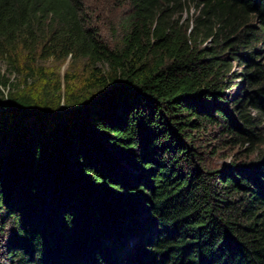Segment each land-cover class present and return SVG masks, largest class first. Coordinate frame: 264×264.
Here are the masks:
<instances>
[{
	"label": "trees",
	"instance_id": "16d2710c",
	"mask_svg": "<svg viewBox=\"0 0 264 264\" xmlns=\"http://www.w3.org/2000/svg\"><path fill=\"white\" fill-rule=\"evenodd\" d=\"M158 1L113 50L81 0H0V62L111 70L63 104L0 98V264H264V158L214 169L203 138L264 146V0H195L183 32Z\"/></svg>",
	"mask_w": 264,
	"mask_h": 264
},
{
	"label": "rangeland",
	"instance_id": "374dc122",
	"mask_svg": "<svg viewBox=\"0 0 264 264\" xmlns=\"http://www.w3.org/2000/svg\"><path fill=\"white\" fill-rule=\"evenodd\" d=\"M81 3L86 27L93 29L110 49L120 48L128 21L136 11L132 0H81ZM155 9L158 12L164 11L166 18L183 32L184 29L190 30L194 19L200 15L201 6L195 0H159ZM204 40L203 37L197 38L195 45L198 48L214 45L210 40L203 42ZM240 71L241 66L232 62L226 81L240 84L229 92L232 96L238 94L237 90L244 86L241 77L236 74ZM234 74L235 78L232 76ZM109 75L110 67L104 63L92 65L87 59L69 57L61 63L52 58L40 59L37 54L18 52L13 59L0 62V78L7 82V86L0 87V98L5 99L10 93H33L41 97H59L63 104L65 99L77 97L93 89L96 77L107 78ZM248 113L252 117L257 116V112L249 108ZM260 129L264 132V120ZM212 132L217 133L212 129L203 134L207 135L203 137L205 143L210 144L206 149L210 153L214 152L208 158L211 168L228 167L232 162L263 161V145H258L256 150L248 154L247 147L217 143L215 138L208 137Z\"/></svg>",
	"mask_w": 264,
	"mask_h": 264
}]
</instances>
